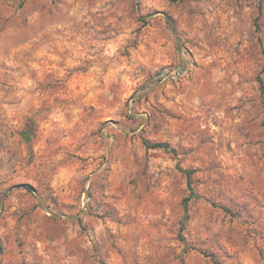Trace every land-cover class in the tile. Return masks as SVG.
Masks as SVG:
<instances>
[{
  "label": "rangeland",
  "instance_id": "1",
  "mask_svg": "<svg viewBox=\"0 0 264 264\" xmlns=\"http://www.w3.org/2000/svg\"><path fill=\"white\" fill-rule=\"evenodd\" d=\"M0 264H264V0H0Z\"/></svg>",
  "mask_w": 264,
  "mask_h": 264
},
{
  "label": "trees",
  "instance_id": "2",
  "mask_svg": "<svg viewBox=\"0 0 264 264\" xmlns=\"http://www.w3.org/2000/svg\"><path fill=\"white\" fill-rule=\"evenodd\" d=\"M146 145L151 148V149H164L166 151H173L170 147L169 144L167 143H154V144H151L149 142L146 141ZM186 173L188 175H190V172L186 171ZM25 187L29 190V191H34L33 187L29 184H26ZM195 196V193L192 191L191 195L187 198L184 199L183 201V206H184V211H185V221L188 220L189 218V203L190 201L192 200V198ZM201 200H204L202 198H200Z\"/></svg>",
  "mask_w": 264,
  "mask_h": 264
}]
</instances>
